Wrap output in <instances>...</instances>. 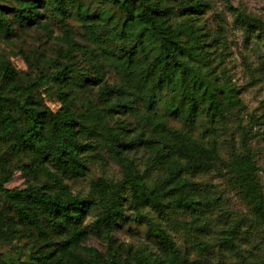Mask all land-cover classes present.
<instances>
[{"label": "trees", "instance_id": "16d2710c", "mask_svg": "<svg viewBox=\"0 0 264 264\" xmlns=\"http://www.w3.org/2000/svg\"><path fill=\"white\" fill-rule=\"evenodd\" d=\"M14 1L21 25L34 22L44 28L46 21L53 19L70 44L74 43L67 23L69 8L77 5L78 16L83 20L90 18L79 4L81 0ZM106 1L121 10L125 19L120 28H112L111 35H98L94 28L91 34L97 40L128 45L121 49L114 45L101 47L103 61L122 77L125 90L97 83L101 84L98 107H89L80 114L74 113L63 98L60 106L51 110L0 91V139L14 153H30L36 169L53 170L59 193L52 195L29 187L7 189L4 183L9 177L0 180V192L9 200L19 221L33 227L40 236H46L45 226L65 236L56 259L50 254L26 261L3 260L0 256V264H53V260L61 262L63 256L67 264H120L112 255L106 261L94 251V257L87 259L74 250L80 248L87 235L114 232L135 222L144 223L148 234L157 240L159 251L173 257L176 247L157 217L166 216L170 209L192 213L201 210L200 202L191 194L194 183L182 172L185 169L196 174L213 165L219 156L216 131L238 104L237 91L214 76L210 52L194 23L206 4L198 0H192L189 6L181 4L180 11L189 22L176 26L173 14L160 6L159 0ZM5 11L0 5V35L9 36L12 31L2 17ZM240 16L246 25L264 35V21ZM67 57L71 60L70 51ZM1 67L5 81L13 86L14 71L6 63ZM70 73L69 68L63 67L55 71L53 79L62 82ZM162 95L166 101L159 111ZM137 100L143 102L144 112L136 106ZM119 114L133 117L146 127L148 135L131 133L126 119L117 117ZM200 117L206 120L202 136L210 139L209 145L196 139L192 131ZM168 120L178 121L183 128L169 126ZM101 142L105 152L121 166L122 174H105L92 181L95 196L80 199L62 181L87 177L91 164L102 160L98 151ZM142 146L152 150L163 167L165 177L161 181L150 182L149 168L146 164L141 168L137 149ZM230 167L254 218L264 225V197L254 176L252 158L235 154ZM85 218L88 219L83 223ZM3 220L0 213V244L9 239ZM198 221L195 219L197 228L205 227ZM195 264L211 263L204 259Z\"/></svg>", "mask_w": 264, "mask_h": 264}, {"label": "rangeland", "instance_id": "374dc122", "mask_svg": "<svg viewBox=\"0 0 264 264\" xmlns=\"http://www.w3.org/2000/svg\"><path fill=\"white\" fill-rule=\"evenodd\" d=\"M191 1L159 0V4L173 14L172 22L178 26L189 22L180 6H189ZM198 1L206 7L202 14L195 16L194 23L210 52V67L226 87L237 91L238 100L216 131L219 156L213 165L196 174L185 169L182 172L194 183L191 194L200 202L201 210L192 213L170 209L166 216L157 217L176 247L173 257L159 251L157 240L148 234L144 223L135 222L114 232L87 235L80 248L74 250L84 258L94 257L95 251L106 261L108 255H112L120 264H195L204 259L211 264H264V225L254 218L230 167L233 155L248 154L264 197V35L246 25L240 16L264 21V0ZM79 4L90 18H80L77 5L69 8L67 23L74 43L70 44L55 20L46 21L44 28L34 22L21 25L14 12L18 6L16 1L0 0V5L6 9L2 17L12 31L9 36L0 35V91L51 110H56L63 98L74 113L80 114L89 107H98L101 84L125 90L122 77L103 61L101 47L114 45L121 49L128 45L97 40L91 34L94 28L98 35H111L113 27L120 28L124 13L106 0H81ZM68 51L72 53L71 60L67 57ZM3 63L15 73L13 86L4 79ZM63 67L69 68L71 73L66 80L55 81V71ZM165 101L162 95L159 111L163 110ZM135 104L140 111H145L141 100ZM117 117L126 119L131 133L148 135L146 127L133 117L121 114ZM168 123L171 127L183 128L176 120H168ZM206 128L205 117H200L192 131L196 139L209 145L210 139L202 136ZM98 151L102 160L91 164L87 177L62 181V185L80 199L95 196L91 191L92 181L105 174L115 177L122 174L121 166L105 152L104 143H99ZM137 151L141 168L144 169V164L149 168V181H161L165 171L153 151L144 146ZM52 173L51 169L49 172L36 169L30 153H14L0 139V180L9 177L5 188L29 187L53 195L59 193V184ZM0 213L9 238L0 244L3 260L26 261L44 254L55 255V259L60 256L59 248L65 236L45 226L46 236L42 237L33 227L21 223L1 192ZM195 219L205 227L197 228ZM52 263L67 264L64 256L61 262L53 260Z\"/></svg>", "mask_w": 264, "mask_h": 264}]
</instances>
